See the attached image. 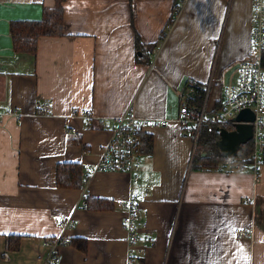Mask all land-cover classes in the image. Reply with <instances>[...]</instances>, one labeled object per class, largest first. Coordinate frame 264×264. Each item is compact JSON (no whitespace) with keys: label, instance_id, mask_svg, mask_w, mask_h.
<instances>
[{"label":"crops","instance_id":"obj_1","mask_svg":"<svg viewBox=\"0 0 264 264\" xmlns=\"http://www.w3.org/2000/svg\"><path fill=\"white\" fill-rule=\"evenodd\" d=\"M252 2L63 0V33L40 36L31 54L14 51L10 22L39 20L55 0H0V264H127L125 200L139 215V264H264V155L256 173L235 161L192 169L195 141L176 120L194 84L210 112L236 82ZM129 109L151 138L138 179L90 170ZM58 162L83 166L81 187L56 186ZM86 196L111 206L88 209ZM9 234L20 235L16 250ZM59 236L71 242L47 262L45 240Z\"/></svg>","mask_w":264,"mask_h":264},{"label":"built area","instance_id":"obj_2","mask_svg":"<svg viewBox=\"0 0 264 264\" xmlns=\"http://www.w3.org/2000/svg\"><path fill=\"white\" fill-rule=\"evenodd\" d=\"M252 20L250 52L235 69L236 82H229L224 87L219 108L207 112L203 104L199 112L193 113L186 103H182L178 108L176 120L185 127L186 134L196 141L203 124L231 130L236 124L234 116L241 109H251L254 118L249 121L252 124L250 141L253 144L250 163L253 172L256 173L264 155V70L261 63L264 51V0H253ZM48 108L47 105H44L39 108V111L44 114ZM2 115L0 113V118ZM80 115L87 116L84 110L80 111ZM147 124V119L136 117L130 109L120 115L109 140L100 149L98 161L90 170L121 171L129 174L131 179L137 180V171L141 164L140 135ZM154 124L164 126L166 121H157ZM216 132H218L217 128ZM233 160L234 157L224 158L225 163H231ZM120 205L125 209L122 225L127 232V264H139V216L137 207L132 200L121 201ZM57 220L60 224L65 225L72 223V220L67 219L64 215L59 216ZM234 231L247 233L248 228H235ZM69 241V236H59L51 241L45 240V245L49 248L47 262H59V257L54 253L55 247L60 242L67 243Z\"/></svg>","mask_w":264,"mask_h":264},{"label":"trees","instance_id":"obj_3","mask_svg":"<svg viewBox=\"0 0 264 264\" xmlns=\"http://www.w3.org/2000/svg\"><path fill=\"white\" fill-rule=\"evenodd\" d=\"M63 0H55L53 8H44L42 17L39 20H13L10 22V34L13 41V49L16 52H28L35 54L37 49V41L40 36H57L63 33ZM261 63L264 67V51ZM194 92L196 99L192 105H189L193 113L200 110L202 99L205 94V88L194 84ZM220 106V105H219ZM219 106L216 107L219 108ZM217 126L203 124L199 130L198 138L195 141V151L191 159L192 169L199 170H215L219 169L224 163V158L220 154L217 147L219 133L216 132ZM151 148V138L141 133L140 135V151H149ZM253 150L251 141L242 144L240 150L234 157L232 162L238 165L250 163V154ZM202 153H205L202 155ZM83 166L78 162H58L56 164L55 182L58 187L78 188L83 184ZM88 177V175H87ZM85 182V181H84ZM88 209L100 210L109 209L110 201L105 198H92L86 196L84 199ZM139 216V215H138ZM20 235L9 234L6 236V248L16 250L18 248ZM46 240H52L48 238ZM71 242V240L69 241ZM76 245L86 248L84 239H75ZM80 242V243H79ZM79 243V244H78Z\"/></svg>","mask_w":264,"mask_h":264},{"label":"water","instance_id":"obj_4","mask_svg":"<svg viewBox=\"0 0 264 264\" xmlns=\"http://www.w3.org/2000/svg\"><path fill=\"white\" fill-rule=\"evenodd\" d=\"M254 113L249 108L241 109L235 116L234 129L217 127L219 139L216 144L223 158H233L240 150L242 144L248 142L252 137V121Z\"/></svg>","mask_w":264,"mask_h":264},{"label":"rangeland","instance_id":"obj_5","mask_svg":"<svg viewBox=\"0 0 264 264\" xmlns=\"http://www.w3.org/2000/svg\"><path fill=\"white\" fill-rule=\"evenodd\" d=\"M205 95V94H204ZM203 98H204V96H203ZM203 100V99H202ZM202 105V104H201ZM198 138V137H197ZM227 165H229V164H227Z\"/></svg>","mask_w":264,"mask_h":264}]
</instances>
